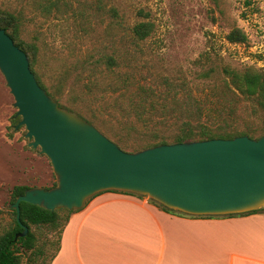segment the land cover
Listing matches in <instances>:
<instances>
[{"label":"rangeland","instance_id":"rangeland-1","mask_svg":"<svg viewBox=\"0 0 264 264\" xmlns=\"http://www.w3.org/2000/svg\"><path fill=\"white\" fill-rule=\"evenodd\" d=\"M0 9L21 18V37L37 47L34 70L45 88L57 93L61 107L101 119V132L130 131L127 145L138 141L134 131L145 130L139 123L125 129L123 97L104 88L124 74L161 90L184 83L206 106L223 105V117L232 127L264 131V112L254 113L251 101L235 96L221 71L223 66L264 67V0H0ZM144 21L153 29L140 40L132 27ZM233 28L246 34L245 42L227 40ZM109 56L116 61L112 71L103 63ZM208 69H213L208 76L199 75ZM230 101L234 110L227 106ZM13 103L0 72V234L14 223L10 205L15 185L48 187L56 182L49 159L39 147L28 146L23 125L16 128L20 116ZM29 227L34 248L23 252L21 264H47L60 229Z\"/></svg>","mask_w":264,"mask_h":264},{"label":"water","instance_id":"water-1","mask_svg":"<svg viewBox=\"0 0 264 264\" xmlns=\"http://www.w3.org/2000/svg\"><path fill=\"white\" fill-rule=\"evenodd\" d=\"M0 72L13 96L16 125L28 146L39 147L56 177L50 188L31 187L10 207L25 236L19 203L80 209L107 190L146 196L189 215H226L264 207V136L161 143L138 151L120 148L91 122L70 112L41 87L27 54L0 27Z\"/></svg>","mask_w":264,"mask_h":264},{"label":"crops","instance_id":"crops-1","mask_svg":"<svg viewBox=\"0 0 264 264\" xmlns=\"http://www.w3.org/2000/svg\"><path fill=\"white\" fill-rule=\"evenodd\" d=\"M49 264H264V210L189 215L101 191L71 213Z\"/></svg>","mask_w":264,"mask_h":264},{"label":"trees","instance_id":"trees-1","mask_svg":"<svg viewBox=\"0 0 264 264\" xmlns=\"http://www.w3.org/2000/svg\"><path fill=\"white\" fill-rule=\"evenodd\" d=\"M111 11L113 14L116 13L114 8H111ZM21 26L22 21L19 15L9 10L0 9V27L4 28L6 33L13 39L14 43L27 54L30 69L34 73L39 85L58 102L59 97L57 93L47 90L34 70L37 47L35 43L27 42L21 37ZM152 29L153 25L149 21L136 23L132 27L134 36L140 40L148 36ZM226 38L229 42L243 43L246 41L247 36L241 29L233 28L226 34ZM103 63L107 71H112V69H114L113 67L116 65L115 59L110 56L105 58ZM212 71L213 69H208L199 75L206 77ZM221 71L226 77L225 83L227 87L235 96L243 100L251 101L254 113L264 112V67L237 70L229 66H223ZM167 87V89L161 90L158 87L136 82L132 76L126 74L118 75L115 81L112 80L107 82L104 86L105 90H112V92L119 91L116 97H123L124 103L121 105V110L126 117V120L123 121L125 129H135L136 123H139L145 131H134L138 141L131 143L132 145H127L129 142L127 138L130 131L127 135H122L115 131H105V129L102 128V132L115 141L122 149L129 151H138L161 143H178L186 140L232 138L244 134L253 138H259L264 135V131H243L232 127L231 122L223 117V105L222 107L215 108L206 106L188 90L184 83L179 84V86L168 84ZM179 90L183 91L184 94L182 96L178 95ZM232 103L233 102L230 101L227 106L234 110V107H231L233 105ZM58 104L61 106L59 102ZM78 115L93 123L96 127H99V129H101L100 125L104 124L99 118H86L80 114ZM160 125H171L172 129L171 131H160ZM55 184L56 182L45 188H50L55 186ZM31 187L36 186L15 185L11 192V202L13 203L18 195L22 194L25 189ZM135 195L142 196L139 194ZM90 198L85 201L84 205ZM149 200L166 211L186 214L169 209L150 198ZM19 208L20 221L27 225L28 231L25 236L16 237L17 233L22 231V228L16 220V212L13 210V226L0 234V264H21L23 252H27L34 248L35 234L30 230V224L36 227L47 226L53 230L59 228L60 232L58 238L60 242L62 230L68 222L71 213L81 209L69 210L66 208H58L49 210L25 201L19 203ZM260 210H264V207L248 212L226 215L233 216ZM59 242L55 253L51 256L47 264L50 263L57 253Z\"/></svg>","mask_w":264,"mask_h":264}]
</instances>
